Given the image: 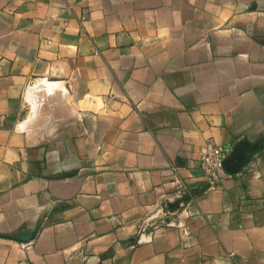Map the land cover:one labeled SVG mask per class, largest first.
I'll return each instance as SVG.
<instances>
[{
	"label": "crops",
	"instance_id": "obj_1",
	"mask_svg": "<svg viewBox=\"0 0 264 264\" xmlns=\"http://www.w3.org/2000/svg\"><path fill=\"white\" fill-rule=\"evenodd\" d=\"M0 264H264V0H0Z\"/></svg>",
	"mask_w": 264,
	"mask_h": 264
},
{
	"label": "built area",
	"instance_id": "obj_2",
	"mask_svg": "<svg viewBox=\"0 0 264 264\" xmlns=\"http://www.w3.org/2000/svg\"><path fill=\"white\" fill-rule=\"evenodd\" d=\"M227 149L212 141L201 147V167L211 179H217L225 170L224 161L228 157Z\"/></svg>",
	"mask_w": 264,
	"mask_h": 264
},
{
	"label": "water",
	"instance_id": "obj_3",
	"mask_svg": "<svg viewBox=\"0 0 264 264\" xmlns=\"http://www.w3.org/2000/svg\"><path fill=\"white\" fill-rule=\"evenodd\" d=\"M250 157V152L243 149L242 145H237L234 151L225 159L224 166L230 172L239 171ZM35 231H28L17 235L18 238L29 240Z\"/></svg>",
	"mask_w": 264,
	"mask_h": 264
}]
</instances>
